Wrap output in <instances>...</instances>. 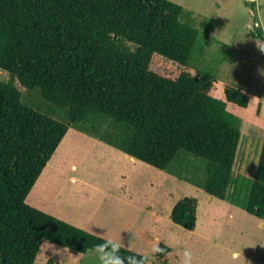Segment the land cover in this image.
I'll list each match as a JSON object with an SVG mask.
<instances>
[{
    "label": "trees",
    "instance_id": "trees-1",
    "mask_svg": "<svg viewBox=\"0 0 264 264\" xmlns=\"http://www.w3.org/2000/svg\"><path fill=\"white\" fill-rule=\"evenodd\" d=\"M186 17L170 0H0V70L12 77L0 80V264H35L43 241L79 254L109 252L112 264L148 263L27 204L70 126L27 106L15 81L67 110L70 125L113 120L126 135L110 144L158 170L181 156L205 161L199 186L264 220V146L248 199L230 194L242 130L227 102L211 94L216 74L176 75L153 65L155 55L182 66L203 57L200 32ZM255 36L264 40L261 30ZM225 95L250 106L240 89L228 86ZM198 212L199 200L186 197L171 219L195 232ZM170 251L161 243L158 259Z\"/></svg>",
    "mask_w": 264,
    "mask_h": 264
},
{
    "label": "rangeland",
    "instance_id": "rangeland-1",
    "mask_svg": "<svg viewBox=\"0 0 264 264\" xmlns=\"http://www.w3.org/2000/svg\"><path fill=\"white\" fill-rule=\"evenodd\" d=\"M170 1L189 13L184 21L191 18L199 30L204 55L190 66L155 55L153 65L176 75L216 74L212 96L227 102L228 111L240 120L242 139L233 170L238 183L230 194L236 191L245 201L264 146V40L255 36L257 30L264 34V0ZM0 80L12 77L0 70ZM14 83L27 106L70 126L28 205L44 206L56 218L142 254L147 264H264V221L199 186L206 176L205 161L181 156L168 171L158 170L110 144L126 135L113 120L95 117L70 125L67 110L44 100L39 90ZM228 86L251 97L248 109L227 101ZM186 197L199 200L195 232L171 219ZM161 243L171 249L162 261L157 257ZM35 264H112V255L103 250L79 254L43 241Z\"/></svg>",
    "mask_w": 264,
    "mask_h": 264
},
{
    "label": "crops",
    "instance_id": "crops-1",
    "mask_svg": "<svg viewBox=\"0 0 264 264\" xmlns=\"http://www.w3.org/2000/svg\"><path fill=\"white\" fill-rule=\"evenodd\" d=\"M37 184V183H36ZM29 197V196H28ZM35 207L37 208V209H39V210H41V211H44V212H46V209H45V207L44 206H41V205H35ZM49 214V213H48ZM252 216V215H251ZM261 220V219H260ZM262 221H264V220H262ZM68 222V221H67ZM77 225V224H76Z\"/></svg>",
    "mask_w": 264,
    "mask_h": 264
}]
</instances>
